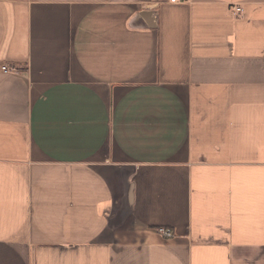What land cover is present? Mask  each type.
Masks as SVG:
<instances>
[{
  "label": "crops",
  "instance_id": "0c3cea01",
  "mask_svg": "<svg viewBox=\"0 0 264 264\" xmlns=\"http://www.w3.org/2000/svg\"><path fill=\"white\" fill-rule=\"evenodd\" d=\"M2 65L0 264H264V0H0Z\"/></svg>",
  "mask_w": 264,
  "mask_h": 264
},
{
  "label": "built area",
  "instance_id": "2783aa9c",
  "mask_svg": "<svg viewBox=\"0 0 264 264\" xmlns=\"http://www.w3.org/2000/svg\"><path fill=\"white\" fill-rule=\"evenodd\" d=\"M170 2H182L186 0H169ZM234 13H239L241 11V8L238 6L233 7ZM0 70L4 73L10 72L14 70L11 66L2 65L0 66ZM157 231L164 237L165 239H169L173 236V232L170 228L160 226L157 228Z\"/></svg>",
  "mask_w": 264,
  "mask_h": 264
},
{
  "label": "water",
  "instance_id": "95a60500",
  "mask_svg": "<svg viewBox=\"0 0 264 264\" xmlns=\"http://www.w3.org/2000/svg\"><path fill=\"white\" fill-rule=\"evenodd\" d=\"M143 16L148 20V18H149V12L148 11H145L144 13H143Z\"/></svg>",
  "mask_w": 264,
  "mask_h": 264
}]
</instances>
